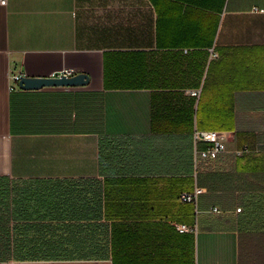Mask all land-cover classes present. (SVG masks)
<instances>
[{
  "label": "crops",
  "instance_id": "obj_1",
  "mask_svg": "<svg viewBox=\"0 0 264 264\" xmlns=\"http://www.w3.org/2000/svg\"><path fill=\"white\" fill-rule=\"evenodd\" d=\"M258 9L264 0L0 4V264H91L94 242L105 248L95 264H264ZM66 69L89 84L11 80ZM196 130L220 132L226 152L196 162ZM92 181L96 223L57 199L61 183L84 204ZM195 187L197 205L182 203Z\"/></svg>",
  "mask_w": 264,
  "mask_h": 264
},
{
  "label": "built area",
  "instance_id": "obj_2",
  "mask_svg": "<svg viewBox=\"0 0 264 264\" xmlns=\"http://www.w3.org/2000/svg\"><path fill=\"white\" fill-rule=\"evenodd\" d=\"M1 5L6 4V0H0ZM259 12H264L262 9H258ZM76 72L72 69H66L53 73L50 77L61 78V77H71L74 76ZM21 73H16L11 76V80L15 85H18L20 81ZM11 90H14V86L10 87ZM192 95L197 96V92H192ZM195 144L205 143L206 148L203 150H195V159L196 162H209L217 160L221 155L226 152V140L225 137L218 131H204L196 130L194 135ZM244 151H238L237 155L240 156ZM203 192V189L200 187H195L193 191L183 193L180 196V201L186 204L197 205L198 198ZM241 209H238L240 211ZM214 211H219L218 208H214ZM176 228L180 233H194L196 232V226H189L186 224H177Z\"/></svg>",
  "mask_w": 264,
  "mask_h": 264
},
{
  "label": "trees",
  "instance_id": "obj_3",
  "mask_svg": "<svg viewBox=\"0 0 264 264\" xmlns=\"http://www.w3.org/2000/svg\"><path fill=\"white\" fill-rule=\"evenodd\" d=\"M89 191L84 190L83 193H85L84 196V204L82 201V196L78 195V194H74V190L70 191L69 189H65V187H63V185L60 183L58 185V194H57V199L59 202V206L60 208L63 206H69V207H75L78 205H83L86 209L91 210V220H98L100 217L104 216L103 213V189L101 188V186H98V188L96 190H93V192H91V199L89 200L90 203V207H88L87 203L88 201H86V196L87 193ZM75 193H80L79 190H75ZM51 249L49 248H42L40 249V251L42 252H50ZM77 250V249H76ZM93 246L90 248V253L91 256L94 254L93 251ZM59 251H64V249H59Z\"/></svg>",
  "mask_w": 264,
  "mask_h": 264
},
{
  "label": "water",
  "instance_id": "obj_4",
  "mask_svg": "<svg viewBox=\"0 0 264 264\" xmlns=\"http://www.w3.org/2000/svg\"><path fill=\"white\" fill-rule=\"evenodd\" d=\"M90 77L86 73H78L71 77H30L22 75L18 86L23 90H39L45 87H82L89 84Z\"/></svg>",
  "mask_w": 264,
  "mask_h": 264
},
{
  "label": "rangeland",
  "instance_id": "obj_5",
  "mask_svg": "<svg viewBox=\"0 0 264 264\" xmlns=\"http://www.w3.org/2000/svg\"><path fill=\"white\" fill-rule=\"evenodd\" d=\"M85 187H87V186H85ZM98 188V183H95L94 181H92V183H89L88 184V187H87V189H89V192H93V190H96ZM92 194V193H91ZM93 222H97V220L95 221H93ZM96 240H97V238H96ZM98 242H94V246H93V251H94V254L91 256L92 257V259L93 260H91L92 261V263L91 264H95V263H93L94 261L96 262H98V260L101 258V259H103V257H104V255H105V248H104V246L103 245H100V247H98ZM97 264V263H96Z\"/></svg>",
  "mask_w": 264,
  "mask_h": 264
}]
</instances>
